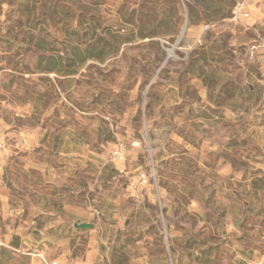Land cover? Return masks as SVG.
I'll list each match as a JSON object with an SVG mask.
<instances>
[{
  "label": "rangeland",
  "instance_id": "obj_1",
  "mask_svg": "<svg viewBox=\"0 0 264 264\" xmlns=\"http://www.w3.org/2000/svg\"><path fill=\"white\" fill-rule=\"evenodd\" d=\"M0 133V264L264 258V0H0Z\"/></svg>",
  "mask_w": 264,
  "mask_h": 264
},
{
  "label": "built area",
  "instance_id": "obj_2",
  "mask_svg": "<svg viewBox=\"0 0 264 264\" xmlns=\"http://www.w3.org/2000/svg\"><path fill=\"white\" fill-rule=\"evenodd\" d=\"M234 17L237 18L236 15H234ZM8 150H9V144L6 138L0 133V156L7 153ZM125 155H126V147L124 145V142L118 141L113 147L112 157L117 160H124ZM140 183L143 185L147 183V178L145 174L141 175ZM39 256L41 257V262L43 264H61L58 258H48L42 253H40ZM70 264H79V263H70ZM249 264H264V258L255 259L251 261Z\"/></svg>",
  "mask_w": 264,
  "mask_h": 264
},
{
  "label": "water",
  "instance_id": "obj_3",
  "mask_svg": "<svg viewBox=\"0 0 264 264\" xmlns=\"http://www.w3.org/2000/svg\"><path fill=\"white\" fill-rule=\"evenodd\" d=\"M185 30L183 31V34H184ZM183 36V35H182ZM181 40V38L178 40V42ZM75 226L77 228H83V229H86V228H89V227H93V224L92 223H75Z\"/></svg>",
  "mask_w": 264,
  "mask_h": 264
},
{
  "label": "crops",
  "instance_id": "obj_4",
  "mask_svg": "<svg viewBox=\"0 0 264 264\" xmlns=\"http://www.w3.org/2000/svg\"><path fill=\"white\" fill-rule=\"evenodd\" d=\"M2 134V133H1ZM3 135V134H2ZM4 136V135H3ZM5 137V136H4ZM6 138V137H5ZM7 140V139H6ZM7 142H8V144H9V149H10V143H9V141L7 140ZM9 151V150H8ZM3 156V155H2ZM2 156H0V157H2ZM59 259V258H58ZM60 260V259H59Z\"/></svg>",
  "mask_w": 264,
  "mask_h": 264
},
{
  "label": "trees",
  "instance_id": "obj_5",
  "mask_svg": "<svg viewBox=\"0 0 264 264\" xmlns=\"http://www.w3.org/2000/svg\"><path fill=\"white\" fill-rule=\"evenodd\" d=\"M5 250V249H4Z\"/></svg>",
  "mask_w": 264,
  "mask_h": 264
}]
</instances>
